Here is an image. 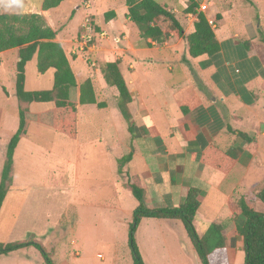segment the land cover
<instances>
[{"label": "crops", "instance_id": "obj_1", "mask_svg": "<svg viewBox=\"0 0 264 264\" xmlns=\"http://www.w3.org/2000/svg\"><path fill=\"white\" fill-rule=\"evenodd\" d=\"M118 1L120 0L63 1L58 7L65 2L72 6L69 20L62 26L66 28L64 30L62 28L59 30L57 19L50 17V11L58 7L42 11V0H0V15L35 13L43 16L46 24L56 33L55 41L60 43L72 68V61H80L86 65L81 56L84 50H81L78 40L73 38L86 19L94 21L99 27L104 20V15L113 12L114 17L105 21L107 31L103 32L114 37H117L115 35L117 20L120 19L119 29L130 22L126 17L125 3L120 5ZM208 1V4L206 0L203 1L204 8L200 11L206 20H214L215 26L212 30L220 44V51L210 57L191 58L187 54L186 47L185 63L193 71L192 76H195L196 83L191 80L190 83L193 86H169L170 95L172 98L176 97L171 105L167 100L156 104L150 101L151 104L156 105V109L152 112L146 103L149 98L155 99L156 96L154 92H151L147 95L148 101L143 100L144 97L141 94L144 86L141 85L143 83L141 78L151 76V72L147 70H150V66L155 67L156 62L157 64L162 62L163 65V60H170V58L179 60L180 56H177L175 50L159 53L158 59L146 60L147 70H143L142 65L145 62L143 61L139 65L141 72L137 74L131 62V59L137 62L132 55L136 50L129 41L125 49L130 53L126 56L131 59L124 57V51H126L124 48L117 47L118 53L115 54L114 60L110 61H102L103 54L97 51L96 46L92 45L87 49L85 53L89 54L92 51L90 56L87 55L90 59H100L102 63L118 62L119 70L126 71L127 67L126 73L130 76L127 79L120 70L126 84H132L133 80L130 78L133 77L132 72L134 73L139 86L127 85L132 98L129 105L132 122L137 121L140 126H145L146 130L143 131L138 125L139 130L142 131V139L150 135L152 139L150 143L145 144L141 152L138 153L132 149L125 154L118 142L114 147L108 145L101 147L97 142L102 140V136L94 141L81 143L78 140L79 135H76L75 140H70L67 144L57 142L50 148V159L66 165L64 172H59L57 175L59 179L45 178L43 181H37L30 178L23 181L25 156L29 160H35L34 165L40 164L37 159L41 149H35L29 138L31 127L37 124L30 125L27 136L14 150L12 188L0 211L1 213L5 209V202L7 203L6 200L10 196L14 193L19 195V198L14 199L17 201V208L10 206L6 208L8 216L14 214L13 224L10 225L11 234L24 235L27 239L42 243L48 249L55 264H133L131 253L121 257L117 254L120 249L126 251L129 249L128 227L132 212L138 206L127 184L135 183L143 191L142 204L147 209L176 208L183 203L190 188H197L200 207L193 220L196 232L202 235L210 224H221L224 235L230 236L229 240L226 237L228 264H236L242 259V239L231 236V232L236 224L243 225L244 218L232 217L227 208V202L234 195L247 196L254 202L255 207L254 195L264 189V158L258 159V138L264 136V129L254 128L252 132H249L256 140L255 152L249 153L243 150L238 162L228 174H212L208 170L211 168L200 162V156L210 144L226 150L232 147L229 144L237 143L225 137L229 135L226 127H231L232 122L241 121L238 115L240 108L249 107L261 100V110L264 113V15L249 16L247 13L251 11V8L259 9L260 5L263 8L264 0ZM249 2L253 7L249 5ZM161 5H167L176 17L177 15L183 17L186 27L181 24L185 35L192 32L189 28L192 29L195 17L183 13L185 10L183 0H172ZM222 24H228L234 28L224 29ZM68 27L72 29L71 32L70 30L64 32ZM61 31L63 34L60 33ZM121 38L122 41L125 40V37ZM139 40L143 42L142 39L139 38ZM169 42L170 49H176L179 43L186 45L185 40H169L161 44L151 42L149 47L165 49L169 47ZM149 47L146 48L151 50ZM12 51L15 49L0 53V57H6ZM188 57L194 61L188 60ZM120 62H124V65ZM236 64H239L243 70L242 77H238L241 69H235L233 74L231 73L232 65ZM153 71V76L162 77L160 70L156 68ZM167 71L172 73L174 70L170 66ZM94 72L101 76L97 67ZM94 72H88L86 75L88 77L85 78L84 73L80 72V75H77L73 71L78 84H80L79 78L83 81L87 78L91 79ZM128 79L129 81H126ZM187 90H191L200 103L194 110L182 115L176 101ZM252 90H256L258 95L252 94ZM95 94L97 100L96 91ZM85 106L87 105L76 107L77 123L78 118L81 120L84 113H87ZM169 106L170 111L167 109ZM254 117L257 115L254 114ZM17 125L16 122V127L11 134L16 131ZM183 127H186L185 130L190 137H187ZM166 139L169 142H166ZM172 142L173 144L168 146V143ZM238 142L239 147L244 146L242 141ZM6 143L7 141L4 145ZM188 152L194 153V158L188 160ZM2 153L3 150L0 149V154ZM28 163L30 161L26 162V166L30 167ZM206 190L210 192L209 201L206 198ZM207 204L209 208H204ZM224 225H226V234ZM134 239L143 264H200L191 245L192 257L185 245H182V248L188 252L187 258L180 252L182 251L179 246L181 242L185 239L189 242L180 221L141 219ZM83 251L85 254L82 257ZM0 264H42V260L32 252V248H27L7 256H0Z\"/></svg>", "mask_w": 264, "mask_h": 264}, {"label": "trees", "instance_id": "obj_2", "mask_svg": "<svg viewBox=\"0 0 264 264\" xmlns=\"http://www.w3.org/2000/svg\"><path fill=\"white\" fill-rule=\"evenodd\" d=\"M65 0H42L41 10L57 8ZM126 17L137 28L139 38L147 47L151 42L158 44L169 40H185L187 54L191 58L210 57L220 51V44L213 30L208 25L204 14L199 11L198 4L188 0L184 14L195 17L192 32L185 35L184 27L167 5L154 0H125ZM114 17L113 12L105 14V20ZM56 33L46 24L39 14H1L0 15V53L17 50L14 97L17 102L18 125L16 131L8 139L3 149V162L0 170V211L4 200L12 188L13 154L18 143L27 136L30 125L47 127L55 133L75 139L77 135L78 105H95L102 109L103 103L97 102L93 82L90 78L80 84L70 66L67 55L60 43L55 41ZM87 50V49H86ZM36 57V73L45 74L53 71V85L49 90H25V66ZM185 61V60H184ZM186 62V61H185ZM86 65L91 66L89 59ZM99 71L106 86L115 89L116 108L121 118L128 123L132 132V115L129 105L132 102L127 84L118 68V62H103ZM5 92V90L3 89ZM199 99L191 91L177 99L176 105L182 115H186L199 105ZM32 104H51V108L42 112H32ZM187 137L186 127H183ZM226 132L240 139L244 146H232L222 150L215 145H208L200 156V162L222 174L232 171L243 150L254 153L256 140L248 134L226 127ZM128 190L137 200L138 206L132 212L128 227L127 244L130 249L132 263L143 264L135 244L134 234L141 219H169L180 221L200 264H228L226 251L227 238L221 224L212 223L202 235L196 232L193 220L200 207L199 190L190 188L183 203L176 208L147 209L142 204L143 191L135 184L128 183ZM257 203L264 209V189L254 195ZM253 201L247 196H232L227 208L232 217H243L242 226L235 225L231 236L242 239L243 264H264V211H257ZM32 248L42 260V264H55L45 246L32 239L11 243L0 242V256Z\"/></svg>", "mask_w": 264, "mask_h": 264}, {"label": "rangeland", "instance_id": "obj_3", "mask_svg": "<svg viewBox=\"0 0 264 264\" xmlns=\"http://www.w3.org/2000/svg\"><path fill=\"white\" fill-rule=\"evenodd\" d=\"M159 4H164L165 2H169L172 0H154ZM243 1V0H242ZM245 1V0H244ZM246 2V1H245ZM125 3V0H120L118 1V4L122 5ZM249 5L251 7L252 4L249 2ZM105 5H103L104 7ZM72 6L69 5L68 2L63 3L60 7L57 9L50 11L51 16H53L54 19H57L58 21V29L62 30L66 29L63 28L62 26L65 25L64 22H68L69 16L71 11ZM105 9L106 6H105ZM205 9H207L205 7ZM209 12V9L207 10V13ZM83 13V12H82ZM248 15H264V7L262 8V5H260L259 9H254L251 8V11L247 12ZM105 16V15H104ZM178 20L186 27L185 22L183 21V17L181 15H177ZM51 19V18H50ZM89 20V19H88ZM86 21V20H85ZM107 20H102L100 23L99 27L94 23V21L89 20L93 27V32H92V40L91 42L87 45V47L84 48V52H81L82 59L84 62H86L87 59L90 60V62L95 63V67L89 66L86 67V65L83 62L80 61H72V69L75 72V74L80 75L81 73H84L85 78L88 77L86 76L88 72H94V69L97 67L99 69L100 63L102 61H110L114 60L115 54L118 53L117 47L118 48H126L127 46V41L132 45V47L136 50L135 53H133V57L136 58L137 62H133L134 60L131 59L130 57H127L126 55H130V53L124 51V57L130 58L131 62L134 64L136 68V73L139 74L141 71V67L139 66L140 63L142 64L143 61V70H147L146 68L148 65L146 64V60L154 58L158 59V55L161 52H168L170 50H175L177 53V56L179 57V60H176L174 58H170V60H163L164 64H155V67L150 66V70H147V72H151V76L149 77H144L141 78L143 83L141 84L143 87L142 90V97H144L143 100L148 101L147 95H150L151 92H154L155 94V99L149 98V101L146 103L149 105L148 108H151V111L153 112L156 109V105L151 104V102L156 103H161L165 100L169 102V105L176 99V97L172 98L170 95V87L169 86H193L192 83H190L191 80H193L194 83H196V78L193 75V71L189 69V67L185 63V51H186V45L184 46L183 43H179V46L176 49H170V42L168 43L169 47L165 49H152L149 47L148 50L142 41L139 40V34L137 28L131 24L130 22L126 23L124 27L119 29V22L120 19L116 21V36L121 39V43L115 45L111 41H105L101 40L98 37V33L101 31H107V26L106 22ZM118 22V24H117ZM64 23V24H63ZM85 23V22H84ZM104 26V27H103ZM224 29L234 28V26H229L228 24L223 25ZM101 27V28H100ZM71 28L68 27V29L64 32H68ZM100 30V31H99ZM192 30L189 28V31ZM187 33L189 32L188 29H186ZM63 34V31L60 32ZM76 35H73V38H76L79 43H81L80 36L81 34H85L84 30L80 27L79 30L75 33ZM218 34V33H217ZM110 38L114 37L113 35H108ZM125 37V40L122 41L121 37ZM125 44V46H124ZM92 45L96 46L97 51L102 55V61L100 59H90L87 55L90 56L92 54L90 51L89 54L85 53L89 47ZM74 50V47H73ZM116 51V52H115ZM69 52V51H68ZM172 52V51H171ZM170 52V54H171ZM94 53V52H93ZM97 55V54H96ZM164 55V53H163ZM184 55V56H183ZM126 58V59H127ZM190 58L188 57V60ZM18 60L17 58V50L12 51V53H8L6 57H0V149L5 148V142L8 141V139L11 137V131L15 129L16 122L18 123V117H17V102L14 97V90H15V75H16V61ZM194 61L193 59H190ZM116 61V60H115ZM230 63L231 61L228 60ZM120 64L124 65V62H120ZM131 64V63H128ZM173 68V72L169 73L167 71L168 67ZM88 68V69H87ZM122 68V67H120ZM160 70L161 76H153V70ZM235 69H241V74L238 77L243 76V70L239 64L232 65L231 73L233 74ZM122 75L124 76L125 79L130 77L124 69H120ZM135 70V69H134ZM130 73V71H129ZM133 77L130 79L133 80L132 84H127L128 86H139L138 81L136 78H134V73L132 72ZM94 86V90L97 93V101L100 103H103L104 105L106 104V107L103 109H96L94 105H87L85 106V110L87 113H84V116L81 118V120L78 118V123H77V135H79V141L81 143H87L89 140H95L99 136H102V140L98 141V145L103 147L105 145H108L109 147H114L116 146L117 142L120 143L122 150L124 151L125 154L128 153L129 150H134L136 152H141V149L145 146V144L150 143L152 137H146V138H141V133L142 131L139 130L140 128L144 130L145 126H140L137 121L131 122L133 124V130L130 132L128 130V123L124 121L116 108V96L117 93L115 89L110 88L106 86L104 80L99 76V73H92V78H91ZM83 79L79 78L78 82L81 83ZM126 81H129L126 80ZM198 84V83H197ZM53 85V71L49 70L43 75H38L36 73V57H33L30 62H28L25 66V90L26 91H42V90H49ZM199 86V85H198ZM132 87H130L131 89ZM254 88V87H253ZM5 90V92L3 91ZM254 95H258L256 90H252L251 92ZM151 101V102H150ZM52 106L51 104H34L31 106L30 110L32 112H42L50 109ZM262 107V102L259 100L258 102H254L251 104L249 107L245 108H240L238 115L239 119L241 121L237 122H232L231 127L233 130L236 131H241L243 133H248L252 132L254 128H262L264 129V113L261 110ZM168 111H170V106L167 108ZM174 109H175V103H174ZM257 115V117L253 118V115ZM140 126V128L138 127ZM149 132V131H148ZM255 134V133H254ZM162 135V133H161ZM250 137H253V134H249ZM29 138H31V143L34 144L35 149H41V154L39 158L37 159V162H40L39 165H34L35 160H29L27 156H25V165L23 164V173H24V178L23 181L25 180H30L32 178L33 180L37 181H43L45 178H49L51 180L59 179V172H64L66 169V165L63 162H59L55 159H50V148L52 145L56 144L57 142L67 144L70 140L64 135L55 133L51 129L47 127H43L40 125H33L30 130V135ZM225 138H230L237 143L240 139L228 135ZM237 139V140H236ZM75 140V139H73ZM166 142H169L168 139L165 140ZM241 141V140H240ZM236 142L229 144V146H238ZM172 143H168V146ZM258 147H259V155L258 159H263L264 158V136H260L258 138ZM4 146V147H3ZM97 146V145H96ZM228 146V147H229ZM39 147V148H38ZM147 147H150L147 145ZM226 147V146H225ZM195 154L188 152V160L191 158H194ZM3 153L0 154V163L3 162ZM30 161L26 166V162ZM64 166V167H62ZM37 167V168H36ZM1 168V167H0ZM212 174H221L217 173L216 171H213L212 169H208ZM34 173L35 175L31 174ZM222 176V175H220ZM21 192V191H20ZM15 198H19V195L17 193H14L10 198H8L7 203L5 202V209L0 213V242L2 243H11L15 241H26L29 240L27 239V236H20L16 234H11L10 230V225L13 224V219L12 217L14 214H11L8 216V206L12 208H17V201H14ZM206 198L208 201L210 200V192L206 190ZM257 202V201H256ZM255 202V208L257 211H262V207L258 205V203ZM12 208L10 212L12 211ZM204 208H209V204L205 205ZM227 225V224H226ZM226 225H224L225 228V234H226ZM228 240L230 239V236L225 235ZM38 242V241H37ZM182 245H185L187 247V250L189 251V254H191L192 257V251L189 242L185 239L184 241L181 242L179 245L180 248L182 249V256L187 258V253L183 248ZM48 252V249H46ZM128 251L124 249H120L117 254L121 257L122 255L130 253L129 249ZM32 252L40 258L38 253L32 249ZM242 253V259L238 260L236 264H243V259H244V251ZM82 257L85 254V251L81 252ZM76 256V255H75ZM78 257L80 255H77ZM28 258H31V256H28ZM188 260H192V258H188ZM5 262V261H4ZM121 264V263H120Z\"/></svg>", "mask_w": 264, "mask_h": 264}, {"label": "built area", "instance_id": "obj_4", "mask_svg": "<svg viewBox=\"0 0 264 264\" xmlns=\"http://www.w3.org/2000/svg\"><path fill=\"white\" fill-rule=\"evenodd\" d=\"M194 2H196L198 4V10L200 11V9L204 8L202 6V3L203 1L205 0H193ZM206 4H208V0H206ZM187 5H188V0H183V7L184 9L187 8ZM191 15V14H190ZM193 16V15H192ZM208 22V25L211 27V29L215 26V22L214 20H207ZM82 29L84 30L85 34H81L80 36V39H81V43H80V48L81 50L83 51L85 47H87V45L91 42L92 40V32L94 31L93 30V27L91 25V23L89 22L88 19H86L85 23L83 24L82 26ZM98 37L101 39V40H105V41H111L113 44L117 45L120 43L121 39L119 37H112L110 38L108 36V34L106 32H99L98 33ZM91 67H95V63H91ZM100 257V256H99Z\"/></svg>", "mask_w": 264, "mask_h": 264}]
</instances>
